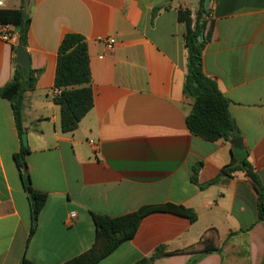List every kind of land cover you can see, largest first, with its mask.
<instances>
[{
  "label": "crops",
  "instance_id": "0c3cea01",
  "mask_svg": "<svg viewBox=\"0 0 264 264\" xmlns=\"http://www.w3.org/2000/svg\"><path fill=\"white\" fill-rule=\"evenodd\" d=\"M200 2L21 1L31 19L29 67L39 72L24 102L27 171L47 201L30 237L16 163L22 138L11 103L0 98V264H64L94 245L93 215L142 209L136 236L99 264H137L158 251L152 264H264L259 193L246 173H223L240 150L194 136L186 122L194 99L185 93L189 52L179 12L195 21ZM208 9L204 71L227 99L264 188V0H211ZM68 34L86 40L94 107L66 134L53 91ZM17 45L18 34L0 38V89L13 78ZM208 247L220 252L206 254Z\"/></svg>",
  "mask_w": 264,
  "mask_h": 264
},
{
  "label": "trees",
  "instance_id": "16d2710c",
  "mask_svg": "<svg viewBox=\"0 0 264 264\" xmlns=\"http://www.w3.org/2000/svg\"><path fill=\"white\" fill-rule=\"evenodd\" d=\"M201 9L197 19L193 21L189 11L179 12L180 23L185 24V41L188 48V74L185 93L194 99L192 112L186 122L189 131L196 137L206 141L223 140L231 142L240 138V133L229 112V103L219 91L216 82L211 80L204 71V51L211 39V27L208 30L210 9H205V0L200 2ZM0 24L12 26L18 34V47L27 48L31 19L23 8L0 10ZM203 36V40L198 38ZM39 72L30 67L24 71L16 63L12 80L0 89V98L7 99L13 109L14 118L20 138L26 133L25 127V95L35 89ZM53 102L60 110L61 131L74 133L81 121L94 107V92L88 46L83 36L68 34L63 39L58 50V62L53 91ZM29 148L22 146L16 155V163L22 171L24 189L28 193L31 214L30 237L36 232L39 217L44 208L47 195L37 192L32 187L28 173L26 156ZM249 154L244 149L239 151L238 159L232 158L231 163L223 169V173L232 176L244 172L259 193L258 220L264 222V188L249 162ZM146 209L121 216L93 215L96 228V238L92 248L64 264H99L112 254L121 244L133 239L142 223ZM190 219L196 220L191 211H184ZM220 252L215 247L205 249L206 254ZM163 255V254H162ZM160 256L159 251L151 258L143 259L137 264H152ZM22 264H33L24 260Z\"/></svg>",
  "mask_w": 264,
  "mask_h": 264
},
{
  "label": "water",
  "instance_id": "95a60500",
  "mask_svg": "<svg viewBox=\"0 0 264 264\" xmlns=\"http://www.w3.org/2000/svg\"><path fill=\"white\" fill-rule=\"evenodd\" d=\"M211 3V0H205V8H209V4ZM199 41L203 40V36H200L198 38ZM29 62H30V56L26 48L24 47H18L16 52V63L21 66V68L24 71H27L29 69ZM22 143L24 147H28V134L24 133L22 135ZM231 145H233L236 149H239L242 151L244 149L243 146V140L241 138L234 139L231 142Z\"/></svg>",
  "mask_w": 264,
  "mask_h": 264
},
{
  "label": "built area",
  "instance_id": "2783aa9c",
  "mask_svg": "<svg viewBox=\"0 0 264 264\" xmlns=\"http://www.w3.org/2000/svg\"><path fill=\"white\" fill-rule=\"evenodd\" d=\"M11 1L12 0H0V10L9 9V5ZM7 27L0 29V38H2L5 41H12L17 35L15 33V28L13 27V29H7ZM90 144L95 148L96 151L98 150V145H96L93 141H91ZM75 218H76V214L72 213L70 215L71 223L74 221Z\"/></svg>",
  "mask_w": 264,
  "mask_h": 264
},
{
  "label": "rangeland",
  "instance_id": "374dc122",
  "mask_svg": "<svg viewBox=\"0 0 264 264\" xmlns=\"http://www.w3.org/2000/svg\"><path fill=\"white\" fill-rule=\"evenodd\" d=\"M21 1H23V0H15V1H12L11 3H10V5H9V9L11 8H15V9H17V8H19L20 7V5H21Z\"/></svg>",
  "mask_w": 264,
  "mask_h": 264
}]
</instances>
